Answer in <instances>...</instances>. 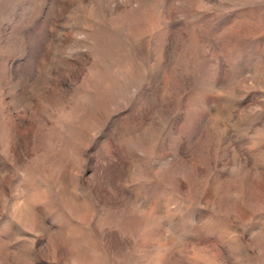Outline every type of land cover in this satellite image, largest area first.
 Returning a JSON list of instances; mask_svg holds the SVG:
<instances>
[{
	"label": "rangeland",
	"instance_id": "1",
	"mask_svg": "<svg viewBox=\"0 0 264 264\" xmlns=\"http://www.w3.org/2000/svg\"><path fill=\"white\" fill-rule=\"evenodd\" d=\"M0 264H264V0H0Z\"/></svg>",
	"mask_w": 264,
	"mask_h": 264
}]
</instances>
